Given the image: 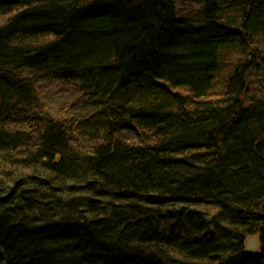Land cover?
I'll return each mask as SVG.
<instances>
[{"label":"trees","instance_id":"trees-1","mask_svg":"<svg viewBox=\"0 0 264 264\" xmlns=\"http://www.w3.org/2000/svg\"><path fill=\"white\" fill-rule=\"evenodd\" d=\"M179 2L0 0V264H264V0Z\"/></svg>","mask_w":264,"mask_h":264},{"label":"water","instance_id":"water-1","mask_svg":"<svg viewBox=\"0 0 264 264\" xmlns=\"http://www.w3.org/2000/svg\"><path fill=\"white\" fill-rule=\"evenodd\" d=\"M259 245V239L258 237H250L248 238L247 242H246V248L248 251L254 252Z\"/></svg>","mask_w":264,"mask_h":264},{"label":"rangeland","instance_id":"rangeland-1","mask_svg":"<svg viewBox=\"0 0 264 264\" xmlns=\"http://www.w3.org/2000/svg\"><path fill=\"white\" fill-rule=\"evenodd\" d=\"M184 1H188L187 8H189L190 10H194L195 9L194 0H180L179 5L181 6L184 3ZM185 8H186V6H185ZM185 8H182V9L184 10ZM63 100H66V99L63 98Z\"/></svg>","mask_w":264,"mask_h":264},{"label":"bare ground","instance_id":"bare-ground-1","mask_svg":"<svg viewBox=\"0 0 264 264\" xmlns=\"http://www.w3.org/2000/svg\"><path fill=\"white\" fill-rule=\"evenodd\" d=\"M247 247V246H246Z\"/></svg>","mask_w":264,"mask_h":264}]
</instances>
